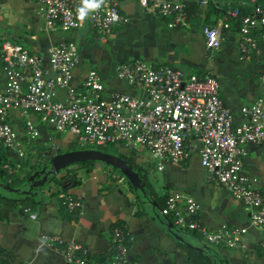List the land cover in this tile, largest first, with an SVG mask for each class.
Here are the masks:
<instances>
[{
	"label": "crops",
	"instance_id": "obj_1",
	"mask_svg": "<svg viewBox=\"0 0 264 264\" xmlns=\"http://www.w3.org/2000/svg\"><path fill=\"white\" fill-rule=\"evenodd\" d=\"M118 1L127 22L114 27L107 41L101 43L94 40L86 18L75 30L48 31L43 25V6L37 0H0V38L18 42L38 54H45L48 46L59 39L71 40L79 53L72 84L79 83L84 72L93 68L106 90L125 94L134 90L115 75L113 67L130 60L210 75L217 80L219 96L232 112V124L236 125L240 106L262 92L259 75L264 73V43L259 45L257 56L239 58L234 26L237 18L227 13L237 8L238 17L247 14V0H209L204 6L195 0H173L195 4L184 24L175 26L168 17L143 13L136 0ZM258 2L264 9V0ZM225 22L229 25L225 39L218 48L207 51L202 26ZM10 122L27 162L10 176V183L0 171V183L8 182L9 187L23 190L27 189L28 175L39 168L43 155L73 149L74 137L41 125L38 136L26 141L17 113L10 114ZM243 148L240 173L259 189L264 199V158L256 144L246 143ZM112 150L129 161L141 178L145 177L142 179L156 206L138 198L117 171L100 162H93L88 171L83 167L73 172L66 168L74 176L73 184L64 181L65 169L49 176L30 194H15L0 187V195L4 196L0 198V264H67L59 253L41 242V233L57 234L81 244L88 251L89 261L100 264L111 253L109 234L116 224L128 232V258L133 264H264V228L250 226L249 209L221 184L206 179L195 153L177 163L163 160L158 169L155 160L141 147L132 151L114 145ZM2 153L5 159L17 158L13 149L0 147ZM62 192L80 202L78 211H67L59 204ZM174 192L194 199L198 206L196 218L207 230L244 227L235 247L207 243L195 232L177 229L173 224L171 227L170 217L160 215L159 207ZM25 207L35 213L34 219L23 211Z\"/></svg>",
	"mask_w": 264,
	"mask_h": 264
},
{
	"label": "built area",
	"instance_id": "obj_2",
	"mask_svg": "<svg viewBox=\"0 0 264 264\" xmlns=\"http://www.w3.org/2000/svg\"><path fill=\"white\" fill-rule=\"evenodd\" d=\"M43 6V25L48 31L69 32L81 20L77 9L82 0H37ZM259 0H247L250 11L238 17V9L227 11L237 18L236 48L239 58L257 56L264 43V9ZM118 0H106L97 11L86 15L95 41H107L114 27H122L127 17L119 11ZM145 14L158 13L171 24L183 25L185 5L173 0H136ZM199 6L209 0H195ZM228 23L203 25L201 34L207 51L220 46ZM79 53L75 43L59 39L45 54H38L18 42L0 38V147L13 149L17 158L4 159L2 167L10 176L27 162L21 143L10 122L17 113L26 141L35 139L39 126H50L56 133H69L78 148L104 149L119 145L132 151L143 148L155 160L181 162L195 153L206 179L221 184L230 195L249 209V225L264 228V199L241 172L243 146L253 143L264 158V73L259 75L262 92L241 105L240 120L232 124V112L223 104L218 82L210 75H197L184 69L153 65L135 59L115 64V75L134 90L132 94L106 90L93 68L72 84ZM72 172L82 167L74 163ZM59 204L75 212L80 202L71 194H59ZM194 199L180 193L168 194L159 207L162 216L180 230L195 232L207 243L235 247L244 227L223 226L207 230L196 218ZM23 211L34 219L29 208ZM41 242L59 253L67 264H92L81 244L57 234L41 233ZM111 253L100 264H133L128 258L130 237L125 227L116 224L109 234Z\"/></svg>",
	"mask_w": 264,
	"mask_h": 264
},
{
	"label": "water",
	"instance_id": "obj_3",
	"mask_svg": "<svg viewBox=\"0 0 264 264\" xmlns=\"http://www.w3.org/2000/svg\"><path fill=\"white\" fill-rule=\"evenodd\" d=\"M43 156L44 158H42L39 168L32 171L26 179V182L28 183L27 189L22 190L9 187L3 183H0V187L15 194H30L33 189L42 186L49 176H54L60 173L64 168L71 164L81 162H100L117 171L127 181L131 190L138 198H142L156 206V203L151 201L149 188L139 173L126 159L111 151L100 148H73L53 154L46 152ZM169 225L173 227L172 223Z\"/></svg>",
	"mask_w": 264,
	"mask_h": 264
},
{
	"label": "trees",
	"instance_id": "obj_4",
	"mask_svg": "<svg viewBox=\"0 0 264 264\" xmlns=\"http://www.w3.org/2000/svg\"><path fill=\"white\" fill-rule=\"evenodd\" d=\"M185 10H186V14L189 15L191 14L192 11H194L193 9H195V4L194 3H190V2H186L185 4ZM187 8V9H186ZM234 20V19H233ZM237 23L238 22H234V26H236L235 28L237 29ZM40 128V126H39ZM73 143V142H72ZM71 148V147H70ZM69 148V149H70ZM121 156V155H120ZM5 155L2 153V155L0 154V171H1V174H3L4 178H8V174L5 172V170L3 169L2 167V162L4 161V158ZM129 162V161H128ZM93 162H81V163H78L81 167L85 168L86 171H88L91 167ZM67 168V167H66ZM66 168H64L63 170H65ZM113 169V168H112ZM114 170V169H113ZM68 174V177L65 175ZM63 176L64 178V181L67 183V184H73L74 183V176H72V174H70V170L66 169V174ZM142 178L145 179V177L142 175ZM10 183V182H9ZM8 182L5 184L7 186H11V184H9ZM150 189V188H149ZM0 198H4V196L0 195Z\"/></svg>",
	"mask_w": 264,
	"mask_h": 264
},
{
	"label": "clouds",
	"instance_id": "obj_5",
	"mask_svg": "<svg viewBox=\"0 0 264 264\" xmlns=\"http://www.w3.org/2000/svg\"><path fill=\"white\" fill-rule=\"evenodd\" d=\"M105 2L106 0H82L83 6L77 9L79 19L83 21L89 12L99 10Z\"/></svg>",
	"mask_w": 264,
	"mask_h": 264
},
{
	"label": "rangeland",
	"instance_id": "obj_6",
	"mask_svg": "<svg viewBox=\"0 0 264 264\" xmlns=\"http://www.w3.org/2000/svg\"><path fill=\"white\" fill-rule=\"evenodd\" d=\"M73 146H74V148H78V146L77 145H75L74 143H73ZM107 151H111V147H107V148H105ZM111 152H114V153H116L114 150H112Z\"/></svg>",
	"mask_w": 264,
	"mask_h": 264
}]
</instances>
